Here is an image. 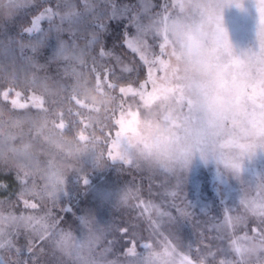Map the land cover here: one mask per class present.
Listing matches in <instances>:
<instances>
[{"label": "trees", "instance_id": "1", "mask_svg": "<svg viewBox=\"0 0 264 264\" xmlns=\"http://www.w3.org/2000/svg\"><path fill=\"white\" fill-rule=\"evenodd\" d=\"M116 3L130 5L128 0ZM37 4L55 8V0H33L34 10ZM15 8V0H0V20L9 19ZM40 11L43 8L25 9L21 13L25 21L0 25V42L18 40L21 30L30 26ZM117 22L129 25L122 29L125 34L132 33L127 15ZM48 24L47 19L41 21L42 27ZM85 35L87 40L81 37L76 41L80 47L91 40L90 32ZM106 35L107 40L91 45L83 65L60 61L59 67L33 68L26 59L32 53L18 46L12 52L15 59L0 54V201L13 202L21 195L23 174L36 169L37 159L46 153L60 156L57 163L47 162L53 170L50 185L59 193L45 212L49 218L46 235L29 231L32 241L19 233L3 234L5 247L0 248V258L5 264H25L26 259L34 264L30 251L38 256L37 264H155L130 250L164 240L179 251L181 244L194 262L210 264L204 251L212 248L215 232L226 230L228 215L236 216V223L243 218L235 211L227 214V207L237 200L264 199L260 191L264 178L222 169L236 189L235 197L223 204L203 167L162 177L156 165L140 156L130 155L125 163L111 161L109 145L115 138L118 113L132 104L143 110L140 96L132 94L136 90L124 94L123 89L137 88L147 80L148 72L142 58L126 43L112 44L111 29ZM102 47L107 53L103 57L99 55ZM77 176H89L87 184L76 187ZM156 199L165 204L163 215L151 210ZM181 214L184 219L170 222V217ZM125 228L127 231L122 230ZM19 250L25 257L14 260L12 256Z\"/></svg>", "mask_w": 264, "mask_h": 264}, {"label": "rangeland", "instance_id": "2", "mask_svg": "<svg viewBox=\"0 0 264 264\" xmlns=\"http://www.w3.org/2000/svg\"><path fill=\"white\" fill-rule=\"evenodd\" d=\"M128 1L136 8L132 13L136 20L150 24L144 37L146 50L134 51L127 46L142 58L148 77L137 88L124 87V94L136 90L138 94H132L140 96L143 110L132 104L118 113L110 153L122 163L130 155L140 156L156 165L162 177L203 167L211 175V189L227 204L236 189L222 169L235 170L231 163L239 160V173L264 178V26L260 11L264 0H243L244 12L232 6L234 0ZM130 31L136 35L134 21ZM247 145L256 146L255 154L239 159L242 146ZM58 158L46 153L37 159L36 169L23 174L21 195L13 202L0 201V233H19L32 241L29 231L46 235L49 218L45 212L59 193L50 185L53 170L47 162L57 163ZM85 177L88 181L89 176ZM82 179L77 176L74 185H85ZM260 191L264 195L263 187ZM162 202L156 199L150 204L155 215L165 213ZM232 203L227 214L235 211L243 218L236 223V216L228 215L226 230L215 232L212 248L204 251L210 264H237L241 256L234 250V240L245 247L260 245L264 199ZM63 244L68 250V244ZM179 247L180 251L160 240L156 245L143 243L130 252L138 251L155 264L201 261L194 262L192 254L184 253L187 251L181 244ZM28 256L37 262V255L29 251ZM260 256L264 253L257 251L252 264ZM12 257L19 260L25 255L19 250ZM25 264H29L28 259Z\"/></svg>", "mask_w": 264, "mask_h": 264}, {"label": "snow or ice", "instance_id": "3", "mask_svg": "<svg viewBox=\"0 0 264 264\" xmlns=\"http://www.w3.org/2000/svg\"><path fill=\"white\" fill-rule=\"evenodd\" d=\"M46 2L51 3V0H46ZM32 3L33 0H27V3L22 5L20 0H15L16 8L14 14L9 19L0 20V25L19 24L26 19L25 16L21 15L25 9L38 11L40 8H43V11H40L39 15H35L30 21V26L24 27L21 30L22 35L18 40L0 42V54H3L5 59L10 57L15 59L12 57V52L18 46L19 49H27L32 53L26 59L28 64L33 68L39 67L42 69L46 66L51 67L54 64L59 67L60 61L78 62L83 65L85 64V56L90 54L91 45L101 44V41L109 38L106 35L109 29H111L110 37L112 44L115 42L119 45L123 41L134 51H143L147 48L144 37L149 31L150 24L143 25L136 20L135 16L131 15L136 11L135 7L117 4L116 0H55L54 9L52 7H45L43 4H37L34 10ZM260 11L262 14L261 23H264V9H260ZM126 15L129 20L134 21L136 24L135 36L128 32L125 34L122 31V29L128 28L129 25H122L120 22H117ZM57 18L59 22H57ZM44 19L49 21L47 27L41 26V21ZM89 32L91 33V40H88L84 47H80L76 41L81 37L87 40L85 34ZM106 54V51L102 47L99 55L103 57ZM92 63L96 64L95 57L92 58ZM65 70L67 71V65L65 66ZM93 71H99V69L93 68ZM72 74H76L75 68L72 69ZM32 84L36 85L37 81L33 80ZM242 149L243 151L240 152L239 159L245 156L250 157L256 152L255 145L242 146ZM109 155L111 161H116V157L112 156L111 153ZM231 167L239 171V160L232 162ZM87 182V178L83 177L82 183L86 185ZM32 207H35V205H32ZM179 219H184L183 214L170 217V222L174 224ZM262 224H264V221H262ZM53 227H55V222L53 223ZM122 230L127 231L126 228ZM2 236L3 234L0 233V248L5 247ZM259 239V246L250 243L245 247L240 245L237 240L233 241L234 250L241 256V260L237 264H252L251 258L257 251L264 253V232L261 233ZM221 251L224 250L221 249ZM209 255L214 254L209 253ZM0 264H5V260L0 258ZM199 264H204V261L201 260ZM221 264H231V262L221 261ZM254 264H264V256L256 257Z\"/></svg>", "mask_w": 264, "mask_h": 264}, {"label": "clouds", "instance_id": "4", "mask_svg": "<svg viewBox=\"0 0 264 264\" xmlns=\"http://www.w3.org/2000/svg\"><path fill=\"white\" fill-rule=\"evenodd\" d=\"M27 3V0H21V4L24 5ZM235 9L244 12L245 8H244V3L243 0H234L233 5H232ZM262 26H264V23H261Z\"/></svg>", "mask_w": 264, "mask_h": 264}]
</instances>
